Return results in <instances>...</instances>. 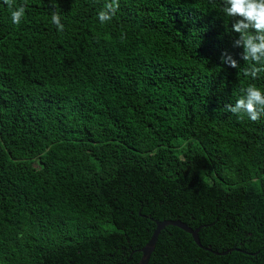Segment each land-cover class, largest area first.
Instances as JSON below:
<instances>
[{
	"label": "trees",
	"instance_id": "trees-1",
	"mask_svg": "<svg viewBox=\"0 0 264 264\" xmlns=\"http://www.w3.org/2000/svg\"><path fill=\"white\" fill-rule=\"evenodd\" d=\"M107 2L0 0V264H137L171 221L202 248L165 226L148 264H264V116L225 108L264 71L224 0Z\"/></svg>",
	"mask_w": 264,
	"mask_h": 264
},
{
	"label": "clouds",
	"instance_id": "clouds-1",
	"mask_svg": "<svg viewBox=\"0 0 264 264\" xmlns=\"http://www.w3.org/2000/svg\"><path fill=\"white\" fill-rule=\"evenodd\" d=\"M3 2L11 10L12 23L19 25L25 15V7L14 5V0H3ZM224 5L222 11L228 17L234 18L231 30L238 34L234 44L242 46L241 59L253 62L244 70V74L256 78L261 71H264V67H256V65H264V0H224ZM52 6L55 8L56 4ZM118 9L119 0H109L98 12V19L101 23L107 22ZM51 19L58 30L62 31L64 26L60 22V15L54 11ZM221 62L232 68L238 67L237 61L228 55ZM243 92L244 94L235 104H226L225 108L233 114H246L255 122L264 116V93L253 84Z\"/></svg>",
	"mask_w": 264,
	"mask_h": 264
},
{
	"label": "water",
	"instance_id": "water-1",
	"mask_svg": "<svg viewBox=\"0 0 264 264\" xmlns=\"http://www.w3.org/2000/svg\"><path fill=\"white\" fill-rule=\"evenodd\" d=\"M165 226H173L176 227L188 234L191 235L194 243L199 247L202 248V246L200 245L198 236H197V232L196 231H192L190 228H188L185 224L179 222V221H171V222H156V227L155 230L153 231L150 239L148 240V242L145 244L144 247H142L139 252L141 254V257L138 261L137 264H148L149 258L151 256V253L154 250L155 247V243L157 240V237L160 233V231L165 227Z\"/></svg>",
	"mask_w": 264,
	"mask_h": 264
}]
</instances>
